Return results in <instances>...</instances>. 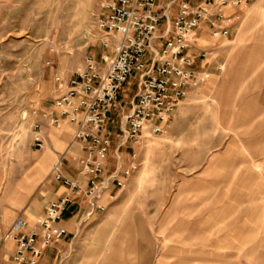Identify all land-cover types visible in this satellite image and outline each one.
<instances>
[{"label":"rangeland","instance_id":"374dc122","mask_svg":"<svg viewBox=\"0 0 264 264\" xmlns=\"http://www.w3.org/2000/svg\"><path fill=\"white\" fill-rule=\"evenodd\" d=\"M97 16L98 0H0V169L10 175L49 145L44 129V147L33 146L30 111L52 104L54 76L75 75L103 50ZM198 34L210 78L183 99L165 134L145 129L124 146L136 170L112 199L104 194V211L83 216L89 231L60 250L58 264H130V224L152 231L155 264L165 253L170 264H264V0L247 1L226 39ZM224 151L230 164L208 172ZM98 225L110 231H91ZM0 264H11L8 253Z\"/></svg>","mask_w":264,"mask_h":264},{"label":"built area","instance_id":"2783aa9c","mask_svg":"<svg viewBox=\"0 0 264 264\" xmlns=\"http://www.w3.org/2000/svg\"><path fill=\"white\" fill-rule=\"evenodd\" d=\"M247 1L98 0L96 27L103 37V50L98 57L86 55L75 75L66 79L56 74L52 104L30 111L32 144L37 149L45 145V124L59 127L67 121L75 125L73 142L82 151L79 164L86 179V217L104 211L100 200L109 185L123 188L137 168L134 161L123 168L119 150L137 143L145 129L165 134L182 100L210 78L209 70L197 64L209 54L197 46L198 33L206 29L213 40L226 39ZM129 77H135L137 84L126 107L121 98ZM114 109L119 111L120 131L115 164L108 170L112 139L106 128ZM51 174L75 193L81 190L61 175L58 162ZM70 201L65 195L49 202L32 227L18 217L1 237L0 256L8 253L11 264H38L46 249L66 237L60 221ZM6 243L11 248L4 251Z\"/></svg>","mask_w":264,"mask_h":264},{"label":"crops","instance_id":"0c3cea01","mask_svg":"<svg viewBox=\"0 0 264 264\" xmlns=\"http://www.w3.org/2000/svg\"><path fill=\"white\" fill-rule=\"evenodd\" d=\"M226 10L230 12V9ZM197 62H199L197 64H201L204 67V63H200L198 60ZM205 82L206 80L201 85ZM136 84L135 77L128 78L125 84L126 93L121 98L122 103L127 104L134 97L135 91L132 92V88H135ZM45 129L48 131L49 145L45 150L37 151V153L33 152L30 155L27 161L28 164L22 165L27 170L23 172L17 171L10 175V173L0 169V241L4 232L18 217L24 218L28 226L32 227L49 202L57 200L60 196L68 195L71 201L60 221V225L66 229L67 235L61 244L46 249L38 261V264H58L60 250L67 249L77 242L79 237H82L80 234L82 235L83 232L89 231L88 228L90 226L82 222L83 216H87L88 212L87 200L83 194L86 179L79 164L82 151L79 145L73 142L75 125L64 121L60 127L56 128H51L45 124ZM106 131L112 139L107 162L108 170H110L111 166H114L113 158L117 148L116 136L120 131L118 109H114L111 112ZM75 146H78L79 149ZM121 149L119 150L120 159L123 168H126L134 161L132 153H135L130 145ZM127 149L130 150L127 151ZM229 149L230 147L228 146L226 151H229ZM226 151H224V155L215 153L211 156L208 161V172H215L218 167H227L230 164ZM262 152V155L258 154V161L260 156H264V149ZM219 161L223 165H218ZM21 162H18V167L21 166ZM23 162L26 161L23 159ZM57 162L60 166L61 175L79 185L81 190L78 193L64 187L60 182L53 179L51 171ZM247 164L249 165V163ZM216 178L218 177L216 176ZM212 183H233V180L219 181L215 179L212 180ZM118 189L114 183H111L108 190L104 192V194H107L106 200L108 201L109 195L117 193ZM104 194L100 200L102 205H104ZM216 209L214 210L218 211ZM96 228L90 230L97 232L110 231L108 225H98ZM126 228H128L126 229L127 231L136 233L131 236L133 246L129 253L130 264H155L154 239L148 225L130 224L126 225ZM7 246H10V243L4 245V251ZM168 255L165 253V255L161 256L162 264H170L169 261L167 262L169 260Z\"/></svg>","mask_w":264,"mask_h":264}]
</instances>
